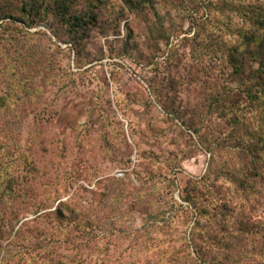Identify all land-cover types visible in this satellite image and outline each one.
<instances>
[{
  "label": "rangeland",
  "instance_id": "374dc122",
  "mask_svg": "<svg viewBox=\"0 0 264 264\" xmlns=\"http://www.w3.org/2000/svg\"><path fill=\"white\" fill-rule=\"evenodd\" d=\"M208 1L74 0L71 36L0 20V264H264V121Z\"/></svg>",
  "mask_w": 264,
  "mask_h": 264
},
{
  "label": "trees",
  "instance_id": "16d2710c",
  "mask_svg": "<svg viewBox=\"0 0 264 264\" xmlns=\"http://www.w3.org/2000/svg\"><path fill=\"white\" fill-rule=\"evenodd\" d=\"M119 1L129 10L133 9V5L136 3L150 5L154 2V0ZM73 3L74 0H21L14 11L8 13L0 11V20L9 18L14 24L19 22L28 28L33 26L37 19H41L42 14L51 11L66 22L67 34L71 36L73 33L76 34L83 30L88 21L85 12L81 13L72 9ZM207 7H209L210 13L217 11L226 18L229 24L234 26L230 33L234 35V39L225 44V60L234 69V73L241 78L244 97L255 109L259 110L262 121H264V0H209ZM212 17H209L208 20ZM1 24L0 35L3 30L1 26L7 27L8 25L7 23ZM35 34L38 33H33V35ZM40 34L46 36L44 32ZM5 101L6 99L0 97V107ZM232 119L237 120L236 115L232 116ZM246 152L251 170H255L262 162L264 134H259L255 139H248ZM258 171L255 170L256 173ZM8 183L9 181L2 182L0 187L2 194L8 192L6 189ZM184 201L193 204L191 191L187 190ZM57 214L60 213L57 212ZM156 214L155 217L160 213ZM199 223L200 220L197 224L199 225ZM195 254L196 257L193 258L195 264H204L207 261L198 249L195 250ZM220 256L221 258L216 253L213 254L208 264H223V259L228 260V264L231 263L232 256L228 251L222 250Z\"/></svg>",
  "mask_w": 264,
  "mask_h": 264
}]
</instances>
